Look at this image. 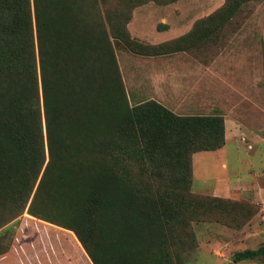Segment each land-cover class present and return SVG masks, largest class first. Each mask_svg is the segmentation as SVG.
Returning <instances> with one entry per match:
<instances>
[{"label":"trees","instance_id":"trees-1","mask_svg":"<svg viewBox=\"0 0 264 264\" xmlns=\"http://www.w3.org/2000/svg\"><path fill=\"white\" fill-rule=\"evenodd\" d=\"M245 1L225 4V18ZM82 8L0 0V200L67 229L89 264H151L179 214L191 154L223 145V119L129 105L109 43L93 55L99 41L71 20ZM255 258L264 243L228 264Z\"/></svg>","mask_w":264,"mask_h":264},{"label":"rangeland","instance_id":"rangeland-1","mask_svg":"<svg viewBox=\"0 0 264 264\" xmlns=\"http://www.w3.org/2000/svg\"><path fill=\"white\" fill-rule=\"evenodd\" d=\"M230 1L83 0L82 10L71 11L99 41L93 55L111 46L129 105L153 100L179 115L223 119V148L194 154L193 164L191 154V178L175 196L179 214L151 264H228L234 252L264 243V0L242 2L225 18ZM104 72L96 70L98 80ZM221 159L224 169L216 167ZM219 171L228 196L210 192ZM26 206L16 214L0 200V255L11 248L25 264L33 251L41 264H81L67 229Z\"/></svg>","mask_w":264,"mask_h":264},{"label":"crops","instance_id":"crops-1","mask_svg":"<svg viewBox=\"0 0 264 264\" xmlns=\"http://www.w3.org/2000/svg\"><path fill=\"white\" fill-rule=\"evenodd\" d=\"M226 134L227 133L224 130V139H225V142H226ZM224 144L220 148H218L216 150H213V151L211 150L209 152H218V150H221L223 148ZM198 152H208V151H197V152H194L192 154V164H193V159H194L193 156H194V154H196ZM224 164H225L224 160L221 159L220 163L216 167H218L219 169H224V167H225ZM223 173H224V171H219L218 173H216V174L213 175L214 176L213 177L214 180H213V183L211 185V190H210V192L212 191L211 192L212 194H221L222 196H225V195L228 196L229 189H227L228 191H227V193H225L226 192L225 191L226 190V186L225 185L227 184V183H225V181H226L225 180V176L223 178L220 177V175L223 174ZM223 175H225V174H223ZM192 178H193V173H192ZM192 182H193V179H192ZM70 241H71V245H74V246H76L75 248H77V249L74 250L75 251L74 253L76 254V256L78 258L77 259L78 262L81 263V264L83 262L85 264H89V261L86 260L87 258L85 256V254L83 255V253L80 250L79 246L75 245V242H73L71 239H70ZM71 247H73V246H71ZM70 249H72V248H70ZM22 255H23V252L22 251H20V250L18 251L17 249H11L10 248L8 252L0 255V264H25L24 263L25 262V259L23 258ZM26 256H29L28 257V264H36V263L37 264H41V262H40V260L38 258V255H37V253H35V251H33V257L32 258H31V255H29V254H27Z\"/></svg>","mask_w":264,"mask_h":264}]
</instances>
